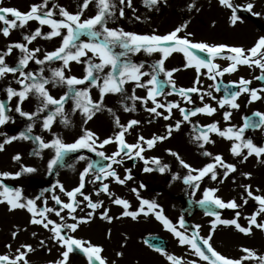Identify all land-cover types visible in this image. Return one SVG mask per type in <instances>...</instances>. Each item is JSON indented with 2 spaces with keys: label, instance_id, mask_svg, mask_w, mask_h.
Segmentation results:
<instances>
[{
  "label": "snow or ice",
  "instance_id": "1",
  "mask_svg": "<svg viewBox=\"0 0 264 264\" xmlns=\"http://www.w3.org/2000/svg\"><path fill=\"white\" fill-rule=\"evenodd\" d=\"M0 3H2V0H0ZM92 3L93 0H82L80 10L75 14L68 12L64 8H59V15L63 17V19L59 20L54 18V10L58 7L57 5L53 4L52 9L45 10L48 9L49 0H43L42 4L32 5L27 12H21L18 9L10 7H0V22H3L5 25V27L0 29V34L4 37L10 35L11 29L23 28L30 21H36L40 26L50 28L51 31L44 34L40 28H37L33 34L24 36L27 44H31L38 37L48 40L60 37L62 41L59 48L52 52H46L43 59L37 58L36 54L41 51L39 48L30 50L25 43L9 45L5 52L0 53V79L9 73L13 75L19 73L22 77V79L16 81V83L21 85L20 91H16L11 87L6 89L8 101H11L13 97L19 98V103L15 109L16 112L21 117L34 121L41 112L47 110L48 114L42 121V128L50 132L58 116L61 117V123L66 127L71 124V121L65 115L64 105L69 100H72L74 103L73 114L79 111L84 118V124H87L98 112L104 110L103 101L106 95L123 94L125 92V85L133 83L136 88L146 89L147 95L144 98L136 96L134 88L133 95L128 97V99L133 101V106L131 108L125 106V111H135V101L137 100H140L145 107L151 101L153 107H146V111L154 114L156 117H162L166 121L171 120L173 110L176 109L180 112L183 119L182 121H175L174 125H167L164 135H154L149 139L139 136L136 143H128L126 133H129L140 122L133 119L126 125L121 124L119 117L115 116L111 109H107L113 115L114 124L119 131L113 137L102 141L95 132L84 128L82 130L83 134L73 143H65L59 136L50 142H45L42 137H33L31 135L34 125H29L26 131L21 132L18 136L6 137L0 143V152L5 150V145L12 144L16 140H32L39 145L40 151L45 149L53 150L54 156L47 165L50 175L57 166H63L62 162L68 154L77 153L81 150L95 153L101 160L109 162L106 165L99 161L89 162L79 175L78 186L70 191L66 190L64 185L57 181L51 190L53 193L51 199L58 207H48V199H42L43 194L34 199H25L21 190L10 188L3 183L4 179H17L23 174L35 173L37 171L36 168L21 166V171L14 175L7 172L0 173V204H6L10 212L26 210L30 214V223L32 225L40 226L51 233L49 239L63 249L60 253L61 258L56 260L54 264H69L70 254L76 251H79L86 257L87 264H108L106 258L102 256L104 252L102 246L95 245L91 241L75 238L72 235V233L77 232L81 225L90 223L96 217V210L103 208V201L94 202L91 196L84 194L83 189L85 188L86 178L90 174L94 176L92 182H99L101 185L96 195L99 196L103 193L111 198L115 194L110 192V186L105 181L111 178L114 183L125 185L133 179L131 169H126V175L121 178L113 167L114 165H122L125 162V158L143 161L145 165L143 171L145 173L158 171L160 174H164L170 172V166L162 164L159 158L152 157L148 159L143 154L155 148L158 143L170 139L173 132L180 130L183 122L190 123L191 118L197 115L212 117L217 112V108L211 104L187 109L181 107L179 102L162 103L158 100V97L175 94L188 104L194 103L192 99V94L194 93L198 95L201 102H203L205 95L215 99L211 91L203 93L200 87L195 86L200 84L201 76L206 75L207 79L217 81L218 78H223L225 74L237 72L240 66L259 69L260 75L256 76L255 79L264 81V36H260L250 48L193 42L189 38L191 34L180 35V33L185 32L187 29V22L165 35H140L126 32L123 29L108 27L109 21L116 16V3L113 0H96L97 14L93 17L82 19L84 11ZM143 3L145 6L151 8L160 3L166 4L167 0H143ZM218 3L231 10L230 24L233 27L243 22L241 16L238 14L241 10L251 13L253 16L261 15L253 11L255 4L251 2L243 7L235 5L232 0H218ZM119 4L122 6L119 8V17L123 18L125 15L123 6L131 8L132 0H119ZM194 7V3L189 6L190 9ZM137 19L139 18L137 17ZM81 37H87L88 39L84 41L81 40ZM14 48L19 49L23 55L19 59L17 67H9L5 62V57L11 55ZM141 52L147 55L160 54V58L150 65V71H142L144 64H137L131 60L132 55ZM173 53H181L186 61L185 68L195 70L197 75L193 87H176L173 76L175 72L181 69L167 70L165 68V61ZM197 53H203L205 56L198 55ZM217 59L225 60L229 63L226 67H221L220 64L215 62ZM30 61H34L40 66L53 61H62V67L51 70V77L45 78L43 67H40L38 73L24 71ZM72 62L86 64L83 78L65 75V70H70L69 65ZM105 69H109V71L105 73ZM145 76L149 77L147 81L143 80ZM161 76L164 77L163 81L160 79ZM50 83L53 86H66L68 89L67 93L56 99L49 93L46 87ZM251 84L252 80L241 77L238 82L225 85V95L217 101L218 107L220 109H225L226 107L239 109L240 105L237 101L244 94L249 96V104L264 100V87L252 88L250 87ZM80 85H84L85 87H77ZM165 85L169 86L171 91L165 93L163 91ZM92 87L99 90L100 96L98 101H93L90 95ZM233 89H236V91H233ZM215 90L220 91L219 83L215 84ZM29 94H34L42 105L34 113L24 112L20 107L28 99ZM160 109L164 111H159ZM9 111L11 109L7 107L6 103L0 101V127L11 120V117L7 114ZM231 116V111H225L223 114L225 121H229ZM253 116L258 119L246 117L243 126L239 128L229 127L226 130H221L217 122L211 123L206 126V130H200L195 140L201 142L198 145L200 148H204L206 144L214 143L209 134L215 133L222 138L234 142L230 151L233 156L241 157V163L246 162L249 157L255 156L258 163L264 164V146H257L251 139H245L244 137L246 130L264 128V113L256 112ZM0 135L4 134L0 133ZM110 144L116 145L117 150L111 155H106L102 149ZM245 149L247 150L246 154H244ZM35 154L39 155V152L37 151ZM169 154L176 158L183 169L187 170V174L183 178H181L179 173H175L172 176V180L182 179L183 184L196 190L200 189V184L206 177L212 181L220 179V183H223L229 175L237 171V167L234 164L226 163L220 155L213 157V163H208L206 166L197 169L185 162L177 152L169 150ZM202 154L204 156L212 155L207 151ZM13 160L19 162L21 156L15 155ZM78 160H86V157L81 155L78 157ZM218 168L223 169L222 177L217 171ZM242 175L247 179L252 178L250 173H243ZM144 187L143 184L140 185V188ZM243 187L246 198L242 197V205L237 204L234 199L226 202L217 196L219 188H208L203 192V198L197 203L215 206L216 209L238 210L248 204L249 198L258 205V209L252 215L245 217L247 226H242L239 223L241 215L239 211L235 212L233 219H223L220 212L212 211L211 209L207 210L206 215L214 217V219L211 221L209 234L206 237L200 235L199 225L195 226V230L189 234L183 217H180L178 225L174 224L164 215L162 207L156 201L142 198L139 190L136 188L131 189V191L136 194V198L139 201L138 210H129L131 208L130 202L116 197L112 200V203L123 209L122 215L113 217L109 215V210H104L100 214L99 219L111 224L113 219L128 217L135 221L141 215L145 217L154 216L163 225L164 229L177 239L179 245L187 246L191 255L197 258L188 261L187 264H245L246 261L264 264V256L257 255L252 249L242 248L241 251L244 255L239 259H233L217 251L211 243L217 228L221 226L232 227L244 236H251L254 228L264 232V220L259 219L264 216V195L254 194L251 185H244ZM56 189H59L67 197V202L61 200L60 196L55 195ZM259 191L260 189L257 188L256 192ZM78 196L83 198V201L86 202V207L91 210L84 217L76 215L81 205V201L77 199ZM37 201H41V205L38 206ZM65 211L67 212V217L62 215ZM49 214H54L59 218L60 222L58 223L50 219ZM66 219H70L73 222L67 223ZM17 235L18 231H14L12 233L13 239ZM32 235L35 237L37 233L33 232ZM108 236H111L110 232ZM39 244L41 247L46 248L44 240H41ZM7 247L11 248V245H7ZM149 247H154V250L165 257L169 264H185L182 258L169 254L162 247L153 245H149ZM35 251L36 249L32 245L22 244L17 249V254L14 257L0 255V264H29V260L27 259L28 254ZM47 251L50 252L51 249H47ZM117 255L123 256V253L119 252Z\"/></svg>",
  "mask_w": 264,
  "mask_h": 264
},
{
  "label": "rangeland",
  "instance_id": "2",
  "mask_svg": "<svg viewBox=\"0 0 264 264\" xmlns=\"http://www.w3.org/2000/svg\"><path fill=\"white\" fill-rule=\"evenodd\" d=\"M28 1H30V3H25ZM174 1L175 0H168L166 4L160 3L151 8H149L148 6H145V4L132 3L131 8L123 6L125 15L123 18H121L119 17V8L122 6L119 4V0H113V2L116 3V16L109 21L108 27L114 28V29H123L126 32H132V33H136L140 35H151V34L165 35L173 31L176 27L180 26L182 23H184L185 19L189 18L190 16V18L192 19L191 25L187 27L185 32L180 33V35L185 36V35L191 34L189 38L192 39L193 42H205V43L208 42V44H213V45H219L221 43H224L225 45L230 44L229 46H239V47H244V48H250L253 46V44L256 42V40L260 36H264V17H263L264 16V0H256V1L255 0H232L233 3L235 2L234 3L235 5H240L241 7L251 2L255 4V8L253 9V11L261 14L259 16H253L251 13L241 10L238 14L241 16L243 22L238 23L235 27H233L230 24L231 10L221 6L218 3V0H180L179 2H174ZM183 1H185L184 8H183V11L179 13L178 8H175V7L180 5L181 2ZM42 3H43V0H2V3H0V7H10V8L18 9L21 12H27L30 10V7L32 5L42 4ZM81 3H82V0H49L48 9H45V10L52 9L53 4L57 5L58 7L54 10V18L59 20V19H63V17L59 15V8H64L68 12L75 14L76 12L80 10ZM193 3L195 4V7L190 9L189 6L192 5ZM97 12H98V8L96 5V0H93V3L90 4L88 9L84 11V15L82 19L93 17L97 14ZM137 17L139 19H137ZM9 18L12 19L11 17ZM220 24H223L224 26ZM219 26L222 27V28H219L221 31L213 30V31H217L218 32L217 34H210L209 33L210 30L207 29V28L217 29ZM3 27H5V25L3 24V22H0V29H2ZM37 28H40L42 33L44 34H47L51 31V29L48 28L47 26H40L38 22L30 21L23 28L18 27L16 29H11L10 35L8 37H4L2 34H0V53L5 52L9 45H12L15 43L27 44V42L24 40V36L33 34ZM245 30L247 31V33H245ZM87 39H88L87 37H81V40L86 41ZM61 42L62 41L60 37H55L50 40L43 39L42 37H38L31 44H27V47L30 50L39 48L41 51L36 54L37 58L43 59L44 54L46 52L55 51L57 48L61 46ZM197 54L201 56H205V54L203 53H197ZM22 55L23 54L19 51V49L14 48L12 50L11 55H8L5 57V62L9 67H17L18 61L22 57ZM138 55H139V58H136L135 55H132L131 60L137 64L143 63L144 68L142 69V71H150V65L160 58L159 53L147 55L141 52ZM173 55H177V54L173 53ZM171 57H169V59L165 61V68L167 70L175 69V67H173V65L175 64L170 62ZM215 62L220 64L221 67H226L229 63L228 61L220 60V59H217ZM40 67L44 68V73H43L44 77L50 78L51 70L62 67V61L49 62L43 66L37 65L34 61H30L28 67L24 69V71L38 73ZM85 67H86V64L84 63L77 64L75 62H72L69 65L70 70L68 69L65 70V75L68 77L75 76L77 78H83V76L85 75ZM108 71L109 69H105V73H107ZM258 75H260L259 69H254V68L250 69L247 66H240L237 72L232 73V74H225L224 77L220 79H223L224 81H227V82H238L239 79L243 77L244 79L252 80V84L250 85V87L260 88L262 87L261 81H258L255 79V77ZM9 78L10 79L17 78V80H20L22 79V77L20 76L19 73H16L15 75L9 73L5 76V78L0 79V101L5 102L7 107L10 101H8L6 89L9 87L8 85H5L3 81L8 80ZM148 79H149L148 76L143 77L144 81H147ZM160 79L163 81L164 77L161 76ZM173 79L176 83L177 88H189V87L194 86L193 80L181 78L178 72L174 73ZM203 79L205 80L204 83H200L199 85H195V86L200 87L201 92L203 93L211 91L212 96L215 97V99H212L208 97L207 95H205L203 102H201L197 94H192V96H196V100H197V103L194 104L193 106V104H187L179 96L173 94L172 97L170 98V102H179L183 106L193 107V108L197 107V105L199 107H203L204 104H211L213 107L217 108L216 114L210 118H204V117L199 118L198 119L199 124L201 123L200 125H204L205 123L211 124V122L212 123L217 122L221 130H226L227 128L231 127L233 123H228L229 121H225L223 118V114L225 111H231L233 115L234 109H230L227 107L225 109H220L218 107L217 101L223 98V95L221 94V92L215 90L216 81L207 79L206 75L203 76ZM10 84H12V82H10ZM10 86L12 87V85ZM46 87L49 93L56 99H59L61 96L65 95L68 91L66 86H53V84L51 83L46 85ZM77 87L84 88L85 86L80 85ZM15 88L16 89L14 90L20 91L21 85L18 83H15ZM134 88H135L136 96L138 97L141 96L143 98L146 97L147 90L144 88H136L135 84L133 83H129L125 85V92L129 97L133 95ZM92 89H95V87L91 88L90 95L93 101H98L99 96H100L99 90H97L96 92H93ZM164 91L165 93H167L168 91H171V88L166 85V89ZM119 95L120 94L106 95L103 101V108L105 107V109L106 108L111 109L108 106V104H111L112 102L108 101L106 99L107 97H112L114 100H118L120 98ZM245 95L247 94L241 95L237 103L240 104L241 97L243 98L245 97ZM162 97L163 96L158 97V100L160 102L163 101ZM192 99L193 101L195 100L193 97ZM12 100H13V103H15V109H16L19 103V98L13 97L11 101ZM69 101L67 102V104L70 103L71 104L70 107H72L74 103L72 100H71L72 102L71 101L69 102ZM127 101L129 100L127 99ZM260 101H257L256 103H251L252 106L248 110H246V113H251L254 111L264 113V100H262L261 102ZM41 106L42 105H41L40 100H38L34 94H29L28 99H26L23 102V104L20 105L22 110L27 113H34ZM151 107H153V105L152 103H149L147 108H151ZM162 110L163 109H160L159 111H162ZM47 114H48V111L46 110L44 112H41L40 115L36 117L34 121H29L27 120V118L21 117L19 113L16 112V116L11 117V120L7 124L0 127V133L4 134V135H0V143H1V139L3 141L6 137L18 136L21 132L26 131L29 125H34L31 135L33 137L40 136L45 142H50L55 137L59 136L65 143L70 144V143L75 142V140L78 139L83 134L82 130L86 125L84 124V118L79 117L76 119L75 115H70V114H67V115L65 114L68 117V119L71 121V124L69 126L66 127L64 124H62L61 117L58 116L56 118V121L52 125V129L50 132L43 130L42 121L47 116ZM219 115H220V119L217 120L219 118ZM133 119L136 120L137 117H132L128 119L127 121L122 122L121 124L126 125L130 120H133ZM166 126L167 125L163 127L165 130H166ZM241 126H242V123L240 121V123H238V125L235 127L239 128ZM150 129L140 128L137 131L135 130V132H132L129 134L126 133L127 142L136 143L139 136L145 137L148 135H152V130ZM88 130L95 132L100 137V140L102 141L106 139V137L110 136V134L114 133V131L117 130V128H115L112 133H109L107 129L106 131H102L96 127H92L91 129H88ZM203 130H206V129H203ZM159 132H160L159 134H162V135L165 134L164 131L159 130ZM253 133L255 135L253 138H249L250 135H248L247 133H244L245 139H251L253 143L256 144L257 146H264V128L258 131H254ZM210 138L212 141H214V143L206 144L205 146L213 145L215 147V148H212L213 149L211 153L212 155L209 157V156H204L203 154L199 156L198 154L197 156H199L200 158L197 157V163L195 164L191 163L192 167L199 169V168L206 166L208 163H213L214 162L213 157L215 155L222 156V158L224 159L226 163L236 164L234 163V162H237L236 160H239L241 162V157L235 160L227 157V155L231 153L230 149L234 143L233 141H229L225 138H222L215 133H211ZM258 138H259V141H258ZM22 142L23 140H16L12 144H9V146H11V149L17 151L19 150L18 148L19 144L21 148ZM27 143L28 145L35 148L34 153L37 151L40 153V155L46 153L45 158H44L45 163H46V168L44 172L42 173V176L34 177L31 182L28 180V182L30 183L26 191H24V186H23V190H21V192L23 191L24 192L22 193V195L30 194L31 198L34 199L35 197L43 194L42 199L44 198L48 199V207H58L55 205V202L51 199L52 194L48 196V192H50V190L53 189V186L57 183V181L63 184L65 189L68 191L77 187L79 184L80 173L83 171V169L87 166L89 162H94L93 156H96V155L95 153H93V156L90 157L89 154L92 152H88L87 150H81L80 152L73 153L72 155L69 156L71 158L69 159L68 157V159L65 161L63 167L58 168L57 171L54 170L52 174L50 175L48 172L47 165L54 156L53 150L45 149V150L40 151L39 145L35 143L34 141L28 140ZM199 143L201 142L200 141L197 142L198 145ZM5 148H6V145H5ZM116 150H117L116 145H113V146L107 145L104 149H102V151H104L106 155H111ZM209 150H211V147L210 148L209 147L198 148L199 153L203 151L209 152ZM246 152L247 150L245 149L244 154H246ZM0 155H4V156L6 155L3 160L4 161L8 160V162L6 163H3V162L1 163L0 173H4V172L10 173L8 170L5 171L6 165L9 163V159L7 157L6 151L4 150L3 152H0ZM81 155L85 156L86 160H83V161L78 160V157ZM143 155L145 156V158L148 157V159H150V156L152 155L158 156L156 155V150L154 149H150V151L149 150L146 151ZM201 157H203L204 159H202ZM250 159L252 158L249 157L248 160L245 162V164L249 167L247 168V171L245 173H250L252 178L247 179L245 177L243 180V184L251 185L254 194L264 195V170L262 171V170L251 169L252 171H249L252 165V163L250 162ZM26 166L27 165L24 164V167ZM144 166L145 165L143 161L139 159L129 160L127 158H125V162L122 165H114L113 167L119 173L121 178H123L126 175V172H125L126 169H131V174L133 176V179L128 181L127 184L125 185L116 184L111 180V178L105 181V183H108L110 186V192L115 194L113 197L109 198L110 199L109 201H106L107 198L104 196L106 194L101 193L99 196L96 195V192L99 190L101 185L99 182H92L94 180V176L90 174L89 177L86 178L85 188L83 189L84 194L91 196L94 202L103 201L102 199L105 200L103 201L104 202L103 208L96 210L97 217H99L100 214L104 210H109V215L111 216H121L122 215L123 209L118 205H116L118 208H114L115 205L112 203V200L115 199L116 197L126 199L130 202V204H133L131 205V208L129 210H132V211L138 210L139 201L136 198V194L131 191V189L133 188H136L139 190L140 196L142 198L156 201V203H158L162 207L163 213L165 215L168 214L169 219L175 223L179 222L180 217H182L181 215L182 212L179 209L181 206V202H182L180 199H182V197L185 195H187L188 197H191L193 200H201L203 198V192L206 189L219 188V192H217V196H219L226 202L234 199L236 200L237 204L242 205L243 204L242 197L246 198L245 189L242 192L240 191L236 192L232 190L230 183L233 184V182L229 176L227 180H224L223 183H220V179H217L216 181H212L206 177L201 182L199 190L186 186L185 184H183L182 179L177 181V189L172 191L171 193H169L170 188H168L169 187V185L167 184L169 182L168 180L163 181L157 189H149L145 185H144L145 186L144 188H140V185L135 183L134 177L138 173L142 174L143 176H146L147 174H149L143 171ZM157 172L158 171H153L151 173H157ZM218 173H220L222 177V172L218 171ZM186 174L187 172L182 174L181 178H183ZM153 180H154V177H153ZM24 182L23 184L26 185V183ZM3 183L9 186L10 188L20 190V187H22L21 186L22 178L4 179ZM86 185H89V188L91 189L88 190ZM257 188L260 189L259 192H256ZM27 190L29 192H27ZM55 195L60 196L61 200L67 202V197L63 193H61L59 189H56ZM77 199L81 201V205H80V208H78L76 215L79 217H84L86 216L87 212L91 210L86 207V202L83 201V198L81 196H78ZM37 204L38 206L41 205V201H37ZM257 209H258V205L249 198L248 204L241 207L238 210L224 209L221 213V217L223 219H233L235 217V212L239 211L241 214L239 223L242 226H247V220L245 219V217L252 215ZM115 210H117V213H115ZM17 211L10 212L8 210V206L7 207L4 206L3 213H4V216L6 217L15 218L16 217L15 213H17ZM62 215L67 217V212L65 211L64 213H62ZM200 215H203V216L201 217ZM49 218L57 221L58 223L60 222L59 218L56 217L54 214H49ZM190 218H191L190 220L192 224L194 225V227L197 225L200 226V235L206 237L209 234L210 224H211V221L214 219V217H211V216L206 217V215L204 214L195 213ZM96 219L97 218L95 217L90 223L81 225L80 228L77 230V232L72 233V235L78 239L91 241L95 245L103 246V243H104L106 247H104L105 249H104V252L102 253V256L106 258V260L108 261V264L110 263L114 264V262L117 263V261H119L120 264H130L129 262L130 260L125 258L126 256L124 254L123 256L125 257H119L117 255V253L122 252L119 248H116V247L108 248L107 243L102 241V238H104L103 236H105L106 238L108 237L105 234H108L109 232L111 233L113 231H111L110 228L109 229L104 228V226L100 228L102 233L100 231L99 232L96 231L94 226H92L94 225L93 222L94 221L96 222ZM206 219L207 221H204ZM259 219L264 220V216L260 217ZM7 220L8 219H5V221L0 225V233L3 234L4 237H5V234L2 233L3 230H5L7 233L8 232L13 233L14 231L19 230V228H17V223H15L14 225H10L8 224ZM147 220L149 222L148 226L142 229L141 231L137 232V234L134 233L131 238L136 237L135 240H138L139 242V238L141 237L140 235H143L145 232L146 234H144L142 237H144L145 235H160L162 237H165L167 242L169 243V247L167 245V249H166V251H168L169 254H173L177 257L178 256L184 257L183 260L185 261V264H187L188 261L193 260L189 255H188V258H185V256L187 255L186 251L182 249L181 245H179L176 239L174 241L172 237L173 235L169 233L168 231H166L163 225L159 221H157L154 218V216L145 217L141 215L140 217H138L137 220L135 221L132 220V224L134 225L135 223H140V222H142L141 224H143L144 222L146 223ZM66 222L72 223L73 221H71L70 219H66ZM154 225L159 226L160 231L154 230V227H152ZM90 227L92 230L90 229L89 231L88 229ZM118 229H119V232L122 230L126 231L125 236H120V237L124 242H127L126 245H129L132 239L131 240L129 239L130 233L129 232L127 233L126 227L118 226ZM132 229L135 230L136 226H133ZM220 229L222 228H219V230ZM181 231H183V229H181ZM162 232L163 233L167 232L168 233L167 236L163 234ZM127 234H129V237ZM262 234L264 237V232ZM4 237L3 236L0 237V242L5 240ZM142 243L145 244L143 240H142ZM172 244H174L177 247L173 248ZM118 245L119 244H117V246ZM212 245L217 251L233 259H239L241 256L244 255V253L241 251L242 248L246 247V248L252 249V246L248 242H240L239 244H237L238 247L235 249V251L229 248H225L223 245H221V247L220 246L218 247L214 241ZM18 248L20 247L8 248L7 246L0 244V255H9L10 257H14L17 254ZM148 248L149 250L147 251V253H144L143 249L140 251V253L142 255L149 256V254L153 251L156 254H159L152 247L151 248L148 247ZM56 249H57L56 256L58 259H60L61 258L60 253L63 251V249H61L59 246H57ZM186 249L187 251L189 250L187 246H186ZM255 252L259 256H264V254L262 253L263 251H259V252L255 251ZM142 255L133 254L132 262H136L138 260L137 258H139V261H140L139 263L143 261L145 264H150L151 262L149 261L148 257H144ZM58 259H55V261ZM157 261H158L157 264H162L163 262L164 264H169V262L165 259V257L159 258ZM69 264H87L86 257L79 251H76L70 254ZM247 264H256V262L249 261V263Z\"/></svg>",
  "mask_w": 264,
  "mask_h": 264
},
{
  "label": "bare ground",
  "instance_id": "3",
  "mask_svg": "<svg viewBox=\"0 0 264 264\" xmlns=\"http://www.w3.org/2000/svg\"><path fill=\"white\" fill-rule=\"evenodd\" d=\"M179 1L180 0H175L174 2H179ZM25 3H30V1L25 2ZM132 3L144 4L143 0H132ZM184 4H185V1L181 2L180 5L175 7V8H178L179 13H181L183 11ZM171 8H172V6H171ZM191 21H192V19L190 18V16H189V18L185 19V22L188 23V27L191 25ZM220 25H223V24H220ZM219 28H222V27L219 26L217 29H209V28H207V29L210 30L209 31L210 34H217L218 32L213 31V30L221 31ZM245 33H247L246 30H245ZM176 54L177 55H173L170 58V62L175 64V65H173V67H175V69L176 68L181 69L180 71H178L180 77L195 81L196 75H197V74H195L196 73L195 70L191 69V68H185V63H186L185 58L183 57V55L181 53H180L181 55L179 53H176ZM135 56H136V58H139L138 54ZM177 65H179V66H177ZM175 73H177V72H175ZM204 82H205V80L203 79V76H201L200 83H204ZM97 90L98 89H96V88L92 89L93 92H96ZM119 97L120 98L118 100H114L112 97H107L106 99L108 101L112 102L111 104H108V106L111 108V110L115 114V116L119 117L120 123L127 121L128 119H130L132 117H137L136 120H138L140 123L135 127L137 129H140V128L150 129V128H152L150 130H152L153 135H159V133H160L159 130L164 131V133H166V130L163 128L165 125H174L175 121H177V120L182 121V119H183L180 112L176 109L173 110L171 120L166 121L162 117H156L154 114L146 111V107H148L150 102L145 107L140 100L135 101V111H125L124 110L125 106L131 108L133 106V101L128 99L129 96L126 94V92H124L123 94H120ZM171 97H172V95H169L166 97L164 96L162 98L163 101H161V102L162 103H168V102H170ZM192 97L195 99L194 103H192L194 106V104L197 103V100H196V96H192ZM141 98H143V97H141ZM127 99L129 101H127ZM248 100H249V97L247 95H245V97H243V98L241 97V102L239 104L240 108L234 109L232 118L228 122V123H233V125H232L233 127L238 125L241 113H244L247 109H249L252 106V104L248 103ZM70 106H71L70 103L64 106V112L66 115L67 114L75 115L76 119L79 117H82V115L79 111H76L75 114H73L74 105L72 107H70ZM8 108L11 109V111H9L7 114L10 117L16 116L15 103H9ZM103 109L104 110L98 112L94 116V118L85 125L84 128L91 129L92 127H96L102 131H106V129H107L109 131V133H112L113 130L116 128V126L114 124V117H113V115H111L107 111L108 108L105 109V107H104ZM189 109H193V108H189ZM163 111L164 110H162V112ZM165 114H167V113H165ZM219 119H220V115H219V118L217 120H219ZM197 124H198L197 123V116L191 118L190 123L189 122H183L181 124V128L178 132H173L170 139H168L162 143H158V145L155 147L154 150H156V155H158V156L152 155V156H150V159L152 157L159 158L161 160L162 164H167L170 166V169H171L170 172H166L164 174H160L159 172L149 173L146 176H143L142 174L138 173L137 175L135 174L137 177L136 176L134 177L135 183H137L138 185L143 184V185L147 186L149 189H157L163 181L168 180L169 182L167 184L169 185L168 188H170L169 193L176 190L178 180H175V181L172 180L173 174L179 173V175L181 176L182 174L186 173L187 170L183 169L180 166L179 162L176 160V158L169 154V150L177 152L180 155V157L183 160H185V162L189 163L190 165H191V163H193V164L197 163V141L195 140V137L197 136ZM133 131H135V130L131 129L129 132H133ZM114 135L115 134L112 133V136H114ZM107 138H109V136ZM2 142L3 141L1 139V143ZM27 142H28V140H23V142L21 144V148H20V144H19V147H18L19 150H17V151L11 149V146H9V145H6V148H5V151L7 153V157L9 159V163L6 165L5 171L8 170L11 174L14 175L15 173L21 171V166H24V164L27 165L26 167H34L37 169V171L35 173L23 174L19 177V179L22 178V184H21L22 187H20V190H23V186H24V191H26L29 183L33 180L34 177L42 176V173L44 172V170L46 168V163H45V159H44L46 153H44L42 155H40V153H39V155H36L34 153L35 148L28 145ZM113 145L114 144H110L108 146H113ZM229 154H230L231 159L239 158V157L233 156L231 153H229ZM15 155L21 156V160L19 162L13 160V157ZM5 156L0 155V165L2 162L3 163L8 162V160L7 161L3 160ZM250 162L252 163V165H251L249 171H252L251 169L262 170V171L264 170V164L258 163L256 157H253L252 159H250ZM235 163L236 164H234V165L237 167V171L235 173H232L231 175H229L233 184H231L230 182L229 183L232 187V190H234L236 192H239V191L242 192L244 190L243 180L245 178V176L242 174L245 173L247 171V168H249V167L245 164V162L244 163L240 162V164H237L238 162H235ZM217 170L222 172V174H223V169L218 168ZM153 177H154V180H153ZM28 180L30 182H28ZM23 182L26 183V185L23 184ZM86 187L88 190L91 189V188H89V185H86ZM51 190H50V192H48V196L53 194ZM27 192H29V191L27 190ZM104 196L107 198L106 201L110 200L109 199L110 197L108 195H104ZM24 198L25 199H32L30 194L24 195ZM102 200L105 201L104 199H102ZM4 206L7 207L5 204H0V225L5 221V219H8L7 220L8 224L14 225L15 223H17V228H19V230H17L18 235L16 236L15 239H13L12 233H10V232L7 233L5 230H3L2 233L5 234V237L1 233H0V237L3 236L5 240L0 242V244L5 245V246L11 245L12 248L13 247L14 248L20 247L22 244H30V245H32L33 248L36 249V251L28 254L29 264H54L55 259H58L56 256L57 245L55 244L54 241L49 239V236L51 235V233H49L47 230L43 229L40 226L32 225L30 223V214L26 210L17 211V213H15V215H16L15 218L4 216V213H3ZM114 208H117V207H114ZM117 210H115V213H117ZM113 217H118V216H113ZM96 218H97L96 222L95 221L93 222L94 225H92V224L91 225L94 226L95 230L98 232L99 231L101 232L100 228H102L103 226L106 229L110 228L111 231H113V232H111V236H110V237H112V239H114L113 236L117 233V231H119L118 226L124 227L127 224L123 218L122 219H113L111 224H109L106 221L99 219V217H97V216H96ZM141 223L142 222L135 223L134 225L132 224V227L136 226L135 230L139 231L140 229H144L148 226V222L147 223L144 222L143 224H141ZM152 227H154V230L160 231L159 226L154 225ZM221 228H222V229H220L221 231L218 229L217 234L215 235V240H216V243L218 246L221 247V245H223L225 248H229V249H232L233 251H235V249L238 247L237 244H239L240 242H248L252 246V249H254L257 252L263 251L262 253L264 254V237L262 234L263 232H261L260 230L253 229L254 231H253V234L251 236H244L242 233H239L238 231H236L232 227H221ZM90 229H91V227L88 230L90 231ZM33 232L37 233V235L35 237L32 235ZM163 234H165L167 236V233H163ZM41 240L45 241L46 248L40 246L39 242ZM119 247L122 248L123 252L125 253L126 258L130 261H133L132 260L133 254L142 255L140 253L142 248L138 245V243L134 237H133L132 241L129 243V245H127V247L123 248L121 246V243H119ZM168 247H169V243H168ZM47 249H51V251L49 252V251H47ZM142 256L148 257L149 261L151 262L150 264H157L158 263L157 260L159 258H163V256H161L160 254H156L155 252H151L149 254V256L148 255H142ZM137 259H138L137 261L139 262V258H137ZM142 263H144V262L142 261ZM245 263L247 264V263H249V261H246ZM162 264H164V262Z\"/></svg>",
  "mask_w": 264,
  "mask_h": 264
}]
</instances>
